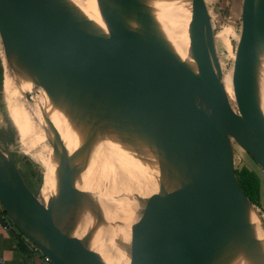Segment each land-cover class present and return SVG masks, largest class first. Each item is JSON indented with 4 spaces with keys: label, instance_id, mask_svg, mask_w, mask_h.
Returning a JSON list of instances; mask_svg holds the SVG:
<instances>
[{
    "label": "water",
    "instance_id": "obj_1",
    "mask_svg": "<svg viewBox=\"0 0 264 264\" xmlns=\"http://www.w3.org/2000/svg\"><path fill=\"white\" fill-rule=\"evenodd\" d=\"M162 1L174 5L171 17L165 16L171 18L168 32L150 0H0V37L29 102L58 140L77 182L104 190L91 225L83 220L80 235L59 209L44 205L0 148L8 161L0 164V204L52 264H107L93 243L101 227L116 230L118 264H194V197L200 172L212 167L206 109L213 75L201 1ZM92 2L100 21L87 9ZM18 35L62 60V76L71 78L82 101L90 98L87 86L119 105L113 151L97 159L75 148L59 113L78 118L80 109L66 107L55 88L43 101L37 91L53 82L50 69L45 65L38 81L33 79ZM263 59L264 0H243L232 82L248 149L264 169V102L256 92ZM94 161L100 172L91 169ZM238 186L248 213L264 231ZM112 203L121 205L122 221L108 219ZM251 238L264 257V242Z\"/></svg>",
    "mask_w": 264,
    "mask_h": 264
},
{
    "label": "bare ground",
    "instance_id": "obj_2",
    "mask_svg": "<svg viewBox=\"0 0 264 264\" xmlns=\"http://www.w3.org/2000/svg\"><path fill=\"white\" fill-rule=\"evenodd\" d=\"M150 1L154 2L158 6L160 12H162L164 17V20H162L163 27L164 30L168 32L170 28V17L174 8L173 2L162 0ZM87 9L95 18L100 17L94 2L90 3ZM167 13H170L168 19L165 17ZM100 20L99 18L98 21ZM16 40L18 47L23 49L22 53L25 63L33 79L38 81V78L42 76L45 70V65L50 69L53 82H48L47 86L42 90L45 95L43 101L45 102V100H48L51 89L55 88L58 92L57 95L63 100L66 107L80 109L78 113L81 115L80 118L73 116L72 119H67L62 113L58 112L66 125V136L73 142L75 148L97 159H101L104 155L113 151L117 147V143L112 136L116 137L117 131L112 123L121 121L122 112L119 105L108 100L101 92L98 91L94 93L86 86L90 95V98L86 99V101L91 99L105 100V103L108 104L106 114L95 119L93 116L95 111L92 110V106L80 99L81 94L76 91L71 78L65 80L64 76H62V72L60 71L62 60L51 53H46L33 42L27 40L23 35H18ZM42 53H45V58L42 57ZM36 54H38L37 57ZM256 92L259 98L264 102V65L261 74L259 70ZM238 129H241L248 135L243 124L240 123ZM209 138V154L212 167L203 168L198 176V187L194 197V204L198 207L194 208L192 221L197 223L194 218L201 217L204 223L210 225L211 229L210 227H206L210 229L208 231L214 232L212 235L209 232H207V235L203 232L204 235H199L201 236L199 239L203 241L206 237L207 239L210 238L211 243L218 247L219 251L214 258L221 261L223 260L221 264H264V257L254 248V242L251 238L252 235H255L264 242V231L260 225H258V222L250 216L243 204V197L237 179L231 172L227 154L223 149L225 137L219 132L211 130L209 132ZM50 155L51 157L49 158L50 160L47 166L46 183L45 187H43V203L49 208L56 203L55 205H57L66 224L82 235V222L83 220H89V225H91L92 213L97 203L103 199L104 190H102V187L100 188L98 184L85 187L77 182L60 156L57 139L53 140ZM218 156L219 158H217ZM0 164L8 166L7 157L1 149ZM101 167L98 161L91 163V169L93 171L96 170L100 172ZM104 176L106 177L105 173ZM104 181L106 180H103V182ZM230 203H232V206H230ZM120 207L121 205L118 203H112L110 205L111 213L108 215L109 220H123L120 216ZM112 209L114 211H112ZM208 209L214 211L217 215H220L218 213H225L230 217L231 222L226 216L206 214ZM228 224L231 230L235 229L237 231L238 246L233 242L230 234L231 232H229L231 230H225L224 228V226ZM234 224L236 226H234ZM226 227L228 228V226ZM116 240V230L111 228L101 227L94 235L93 243L96 249L102 252L107 264H118L119 262L118 259L122 251ZM204 243L205 242L202 244ZM108 254H110V256H108ZM215 262L217 263V261Z\"/></svg>",
    "mask_w": 264,
    "mask_h": 264
},
{
    "label": "rangeland",
    "instance_id": "obj_3",
    "mask_svg": "<svg viewBox=\"0 0 264 264\" xmlns=\"http://www.w3.org/2000/svg\"><path fill=\"white\" fill-rule=\"evenodd\" d=\"M200 1L205 18L206 40L213 75L212 87L209 92L210 100L206 109L207 126L210 129L209 132L213 130L225 137L223 149L226 154L227 148L230 150L231 158L228 159L227 156V159L230 161L231 170L238 173L248 170L259 178V204L254 206L264 223V169L249 152L246 138L248 135L238 129V125L243 123L232 82L236 49L242 30L243 0ZM99 18H96V20ZM21 51L23 52V49ZM263 65L264 59L260 67V74ZM10 82H13V85L9 84ZM10 85L13 86L14 90H17L16 93ZM43 89L44 86L41 85L37 91L42 98L45 97ZM85 102L92 106V110L95 111L93 115L95 119L106 114L108 104L105 103V100L91 99ZM14 112L19 114L15 119L13 117ZM45 126V123L29 102L22 83L10 64L0 37V148L15 162L29 188L42 201L47 166L51 157V145L54 140ZM112 137L116 140L115 136ZM55 204L51 208L58 210ZM230 206H232V203H230ZM195 207L198 206L194 204ZM206 214L226 216L231 222L230 217L225 213H218L220 215H217V213L208 209ZM195 218L194 220L197 223L192 221L194 264H221L223 260L214 258L219 251L218 247L211 243L210 238L207 239L206 237L203 241L199 239V237L201 238L199 235H204V233L207 235L208 230L211 229L210 225L204 223L201 217ZM234 226L236 225L234 224ZM206 227H210V229ZM224 228L225 230H231L229 224L225 225ZM213 232L209 233L212 235ZM229 232H231L234 244L238 246L237 231L232 229ZM203 242L205 243L202 244Z\"/></svg>",
    "mask_w": 264,
    "mask_h": 264
},
{
    "label": "crops",
    "instance_id": "obj_4",
    "mask_svg": "<svg viewBox=\"0 0 264 264\" xmlns=\"http://www.w3.org/2000/svg\"><path fill=\"white\" fill-rule=\"evenodd\" d=\"M0 256L6 264H41V257L31 251L28 239L16 228L10 229L9 219L0 230Z\"/></svg>",
    "mask_w": 264,
    "mask_h": 264
},
{
    "label": "trees",
    "instance_id": "obj_5",
    "mask_svg": "<svg viewBox=\"0 0 264 264\" xmlns=\"http://www.w3.org/2000/svg\"><path fill=\"white\" fill-rule=\"evenodd\" d=\"M9 84L13 85V82H10ZM11 85H10L11 89L14 90L13 86ZM14 92L16 93L17 90H14ZM16 116H19V114L17 112H14L13 113L14 119L16 118ZM250 154L252 155L251 152ZM234 174L238 180L240 187L242 188L246 196L249 198V200L252 202V204L258 205L259 204V185H260L259 178L254 173L249 172L248 170H244L243 172H240V173L234 171Z\"/></svg>",
    "mask_w": 264,
    "mask_h": 264
},
{
    "label": "built area",
    "instance_id": "obj_6",
    "mask_svg": "<svg viewBox=\"0 0 264 264\" xmlns=\"http://www.w3.org/2000/svg\"><path fill=\"white\" fill-rule=\"evenodd\" d=\"M7 216L0 204V230L2 229V227L4 226V223L7 220ZM10 221V220H9ZM10 229H15L14 225L10 222ZM28 244L31 248V251L35 254H38L41 257V264H52V261L50 260L49 257H47L46 255H44L40 249L38 247H36L34 244H32L29 240H28ZM0 264H6V261L3 257L0 256Z\"/></svg>",
    "mask_w": 264,
    "mask_h": 264
}]
</instances>
